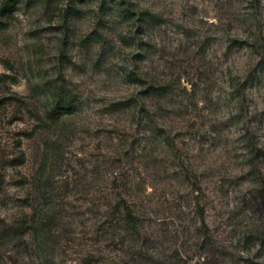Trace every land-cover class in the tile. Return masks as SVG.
<instances>
[{"label": "rangeland", "instance_id": "374dc122", "mask_svg": "<svg viewBox=\"0 0 264 264\" xmlns=\"http://www.w3.org/2000/svg\"><path fill=\"white\" fill-rule=\"evenodd\" d=\"M263 64L264 0H0V264H264Z\"/></svg>", "mask_w": 264, "mask_h": 264}, {"label": "trees", "instance_id": "16d2710c", "mask_svg": "<svg viewBox=\"0 0 264 264\" xmlns=\"http://www.w3.org/2000/svg\"><path fill=\"white\" fill-rule=\"evenodd\" d=\"M7 4H9V2L6 1ZM263 67V70H264V64L262 65ZM52 104H53V109H52V113L51 112H45L44 113V117L46 120L48 121H51L53 120V116L57 113H60L61 112V107H62V103H63V98L61 96H59L58 94H52ZM55 104H54V103ZM57 115H60V114H57ZM60 117V116H58Z\"/></svg>", "mask_w": 264, "mask_h": 264}]
</instances>
